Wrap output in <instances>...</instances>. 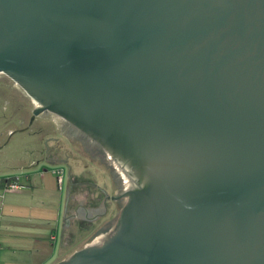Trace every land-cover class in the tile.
<instances>
[{
	"label": "water",
	"instance_id": "water-1",
	"mask_svg": "<svg viewBox=\"0 0 264 264\" xmlns=\"http://www.w3.org/2000/svg\"><path fill=\"white\" fill-rule=\"evenodd\" d=\"M0 73L127 180L54 264H264V0H0Z\"/></svg>",
	"mask_w": 264,
	"mask_h": 264
},
{
	"label": "rangeland",
	"instance_id": "rangeland-1",
	"mask_svg": "<svg viewBox=\"0 0 264 264\" xmlns=\"http://www.w3.org/2000/svg\"><path fill=\"white\" fill-rule=\"evenodd\" d=\"M34 105V101L18 84L0 73V175L13 172H22V175L30 173L25 171H29L30 165L35 162L34 167L40 169L37 175L31 177L35 185L40 186V183L48 179L55 181L57 195L60 193L62 196L58 204L62 215L65 207L67 210L64 228V216L60 218L57 239L52 241L49 236L47 239L49 250L53 252L51 261L60 254L62 260L107 233L113 226L111 222L119 214L115 212L114 206L108 203L105 215H101L93 224L86 222L81 226L73 218L69 219L70 224L67 223L70 210H73L78 202L87 205L94 193L98 197L99 187H105L112 193L110 173L124 188L127 180L114 163L110 164L112 167L108 170L105 166L107 157L105 160L96 158L88 141L80 133L70 129L63 119L45 116L43 113L31 119ZM58 177H62L63 182L57 181ZM44 189L40 188L38 194L45 200ZM55 201L53 198L52 206L56 204ZM2 220L5 223L8 219ZM62 228L63 244L60 242Z\"/></svg>",
	"mask_w": 264,
	"mask_h": 264
},
{
	"label": "crops",
	"instance_id": "crops-1",
	"mask_svg": "<svg viewBox=\"0 0 264 264\" xmlns=\"http://www.w3.org/2000/svg\"><path fill=\"white\" fill-rule=\"evenodd\" d=\"M34 164L32 162L29 171H25L31 174L13 172L0 175L1 179L13 180L17 177L21 184V188L17 190L4 191L0 188V264H54L61 259L60 254L51 261L53 252L49 250L47 238L49 236L52 241L57 239L60 218L64 216V228L67 209L65 207L62 215L58 205L62 196L60 193L57 195L55 181L48 179L40 183V186L31 181L32 175L40 172L39 167H34ZM43 176L44 174L41 178ZM57 181L63 182V178L58 177ZM68 182L69 180L66 185L67 193ZM40 188H45V200L38 194ZM53 198L56 200L54 206ZM3 218L8 220L3 223ZM63 228L60 235L62 244Z\"/></svg>",
	"mask_w": 264,
	"mask_h": 264
},
{
	"label": "flooded vegetation",
	"instance_id": "flooded-vegetation-1",
	"mask_svg": "<svg viewBox=\"0 0 264 264\" xmlns=\"http://www.w3.org/2000/svg\"><path fill=\"white\" fill-rule=\"evenodd\" d=\"M44 115L45 116H51V117L54 116V117H56V115H54L52 113H47V114H44ZM67 124L71 127L70 129H73L77 133H80L83 136V138L88 141L89 147L92 148V154L95 155L96 158L101 160V158H102L101 153L106 152L105 149L103 147H101L97 142L91 140L87 135L83 134L81 131L76 129L71 124H69V123H67ZM94 149L97 151L96 154L94 152ZM106 157H108V154L105 156V158ZM58 160L60 161L61 159H58ZM106 163L107 164H105V166L109 170V167L110 168L112 167L110 165L111 163H109V161H107ZM110 180H111L110 184H111V187L113 188V192L110 193L109 190H107V188H105V187L104 188H100L99 187L100 194H98L99 195L98 197H96V195L94 193V196L89 199L87 205H84L83 202H78L77 206L73 210H70V213L68 214L69 218L67 219V223L68 224H70L69 219H71V218L76 220L80 225L82 223H86V222L89 223V224H93L97 219L100 218L101 215H103V214L105 215L107 213L108 203H110V206L111 205L114 206L115 212H119L120 211V209L122 208V206L125 203L126 198L125 197H118V196L121 193H123L126 190V188L123 187L121 182L119 184L116 181L117 179H114V177H113V175L111 173H110ZM77 185H79V183ZM115 222H116V219L111 222V223H113L112 228H109L107 233H104L103 235H100V237H99L100 240L104 239L105 236H107V234L113 229Z\"/></svg>",
	"mask_w": 264,
	"mask_h": 264
},
{
	"label": "built area",
	"instance_id": "built-area-1",
	"mask_svg": "<svg viewBox=\"0 0 264 264\" xmlns=\"http://www.w3.org/2000/svg\"><path fill=\"white\" fill-rule=\"evenodd\" d=\"M0 188H2L4 191L17 190L21 188V184L18 182L17 177L13 180L0 178Z\"/></svg>",
	"mask_w": 264,
	"mask_h": 264
},
{
	"label": "trees",
	"instance_id": "trees-1",
	"mask_svg": "<svg viewBox=\"0 0 264 264\" xmlns=\"http://www.w3.org/2000/svg\"><path fill=\"white\" fill-rule=\"evenodd\" d=\"M97 144V143H96ZM94 152H95V154L97 153V151L94 149ZM104 152V151H103ZM100 153V152H99ZM101 155H102V158H101V160H105V156L107 155V153L106 152H104V153H101Z\"/></svg>",
	"mask_w": 264,
	"mask_h": 264
}]
</instances>
